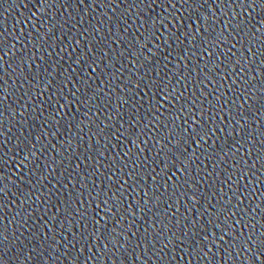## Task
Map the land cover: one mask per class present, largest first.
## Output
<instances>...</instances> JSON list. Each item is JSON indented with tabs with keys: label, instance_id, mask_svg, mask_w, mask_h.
<instances>
[{
	"label": "snow or ice",
	"instance_id": "obj_1",
	"mask_svg": "<svg viewBox=\"0 0 264 264\" xmlns=\"http://www.w3.org/2000/svg\"><path fill=\"white\" fill-rule=\"evenodd\" d=\"M262 244H264V242H262ZM262 253H264V247H261V249H259ZM260 258V257H258Z\"/></svg>",
	"mask_w": 264,
	"mask_h": 264
}]
</instances>
